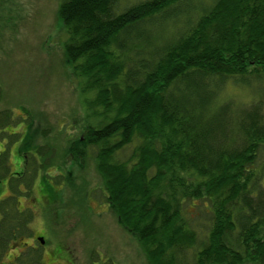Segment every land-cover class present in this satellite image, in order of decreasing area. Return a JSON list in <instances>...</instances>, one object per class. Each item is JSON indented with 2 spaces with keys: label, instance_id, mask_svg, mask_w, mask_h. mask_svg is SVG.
Segmentation results:
<instances>
[{
  "label": "trees",
  "instance_id": "obj_1",
  "mask_svg": "<svg viewBox=\"0 0 264 264\" xmlns=\"http://www.w3.org/2000/svg\"><path fill=\"white\" fill-rule=\"evenodd\" d=\"M120 1L60 0L64 52L84 110L81 136L25 142L35 147L11 177L13 194L29 198L40 178L43 198L49 192L56 205L53 186H66L79 195L73 205L84 207L88 183L47 171L91 160L106 202L151 264H264V165L256 169L264 103L218 102L230 79L264 83V0H216L162 46L153 45L155 20L177 17L188 0H145L121 12ZM7 153L0 154V184L11 176ZM16 202L0 205V263L30 219L8 213ZM189 206L207 218L204 227Z\"/></svg>",
  "mask_w": 264,
  "mask_h": 264
},
{
  "label": "rangeland",
  "instance_id": "obj_2",
  "mask_svg": "<svg viewBox=\"0 0 264 264\" xmlns=\"http://www.w3.org/2000/svg\"><path fill=\"white\" fill-rule=\"evenodd\" d=\"M142 1L145 0H122L118 11ZM215 1L188 0L178 7L177 17L155 20L159 38L153 45L162 46L187 30V21L196 22ZM59 4L60 0H0V153L7 150L11 163V176L0 184V205L16 197L18 203L8 206V213L17 209L30 215L23 236L10 242L0 264L16 263L19 257L28 264H151L136 237L123 227L106 202L102 179L91 160L68 163L62 172L55 168L47 171L52 176L63 173L76 177L79 183H88V201L82 199L84 207L80 203L73 205V201H79V195L76 189L66 186H53L59 194L56 205L49 199V192L43 198L41 191L47 190L40 178L29 198L18 197L11 190V177L24 170L23 152L35 147L25 146V142L35 144L41 140L46 145V141L56 143L54 138L61 142L63 134L67 141L81 136L84 110L78 81L64 52L69 34L59 17ZM258 101L264 103V83L253 82L246 87L233 79L226 82L218 99L219 103L230 102L235 108ZM7 111L12 113L13 126H5L9 122ZM45 145L43 152L47 150ZM123 154L121 160L130 151ZM263 165L264 149L256 169L260 171ZM50 184L53 185L51 181ZM190 206L188 215L199 217L200 226L204 227L207 218ZM2 217L0 211V221ZM39 238H43L45 245Z\"/></svg>",
  "mask_w": 264,
  "mask_h": 264
},
{
  "label": "water",
  "instance_id": "obj_3",
  "mask_svg": "<svg viewBox=\"0 0 264 264\" xmlns=\"http://www.w3.org/2000/svg\"><path fill=\"white\" fill-rule=\"evenodd\" d=\"M39 240H40L41 244H44L45 243V241L43 240V238H39Z\"/></svg>",
  "mask_w": 264,
  "mask_h": 264
},
{
  "label": "flooded vegetation",
  "instance_id": "obj_4",
  "mask_svg": "<svg viewBox=\"0 0 264 264\" xmlns=\"http://www.w3.org/2000/svg\"><path fill=\"white\" fill-rule=\"evenodd\" d=\"M4 151H6V150H3V152H4ZM0 154H1V153H0ZM23 154H24V153H23ZM42 245H45V243H44V244H42ZM50 264H55V263H50Z\"/></svg>",
  "mask_w": 264,
  "mask_h": 264
}]
</instances>
